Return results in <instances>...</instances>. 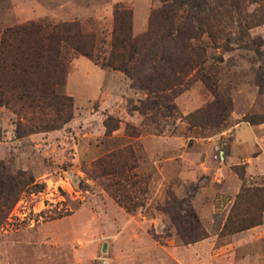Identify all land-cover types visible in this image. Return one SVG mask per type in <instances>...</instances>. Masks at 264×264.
<instances>
[{"label": "rangeland", "instance_id": "rangeland-1", "mask_svg": "<svg viewBox=\"0 0 264 264\" xmlns=\"http://www.w3.org/2000/svg\"><path fill=\"white\" fill-rule=\"evenodd\" d=\"M203 1L150 24L171 0H0V38L74 22L90 53L60 47L62 111L0 103L2 192L19 182L0 198V264H264V0Z\"/></svg>", "mask_w": 264, "mask_h": 264}, {"label": "trees", "instance_id": "trees-1", "mask_svg": "<svg viewBox=\"0 0 264 264\" xmlns=\"http://www.w3.org/2000/svg\"><path fill=\"white\" fill-rule=\"evenodd\" d=\"M164 1V0H163ZM167 1V0H165ZM177 0L165 3L157 11H153L150 18V24L160 17L171 23V15L168 11ZM184 2L187 6L197 7L198 10L205 1L200 0H178ZM115 25L113 28L112 45L114 49L129 46V55L137 52L136 40H130L129 33V16L128 10H115ZM203 21L204 18H199ZM207 19V17H205ZM188 27V26H187ZM192 31L193 28L190 27ZM176 33L171 39L179 41L181 39L182 30L180 26L175 28ZM197 32H195L196 34ZM146 35V34H145ZM144 35V36H145ZM194 36V35H193ZM142 37V36H141ZM86 40L76 23L60 22L55 24H42L40 22L28 21L22 24L13 25L3 30L0 38V103L6 102L3 98L5 93L13 95L15 99L20 101L49 100L48 104H55L57 110L62 111L65 106L69 107V103L63 100H69L68 96L57 94L56 87L62 85L64 81L65 68L61 60L60 47L68 45L80 54L89 57L90 53L86 48ZM194 49L182 47L180 52L188 59L193 54ZM198 55L199 53H195ZM118 69L129 75L126 61H120L115 65ZM58 112V117L61 118ZM69 117V113L64 117ZM5 182L0 180V198L5 203L7 198L14 199V195L9 196L12 190L19 188V182H8L7 189L2 192L1 187ZM21 186V185H20ZM39 186L36 190H40ZM3 193V194H2ZM15 193V192H14Z\"/></svg>", "mask_w": 264, "mask_h": 264}]
</instances>
